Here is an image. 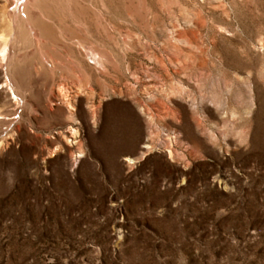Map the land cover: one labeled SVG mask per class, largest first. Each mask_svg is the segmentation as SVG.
I'll list each match as a JSON object with an SVG mask.
<instances>
[{
	"label": "rangeland",
	"instance_id": "obj_1",
	"mask_svg": "<svg viewBox=\"0 0 264 264\" xmlns=\"http://www.w3.org/2000/svg\"><path fill=\"white\" fill-rule=\"evenodd\" d=\"M0 264H264V0H0Z\"/></svg>",
	"mask_w": 264,
	"mask_h": 264
},
{
	"label": "crops",
	"instance_id": "obj_2",
	"mask_svg": "<svg viewBox=\"0 0 264 264\" xmlns=\"http://www.w3.org/2000/svg\"><path fill=\"white\" fill-rule=\"evenodd\" d=\"M134 117L137 118V113L134 114ZM137 141H134V143H136Z\"/></svg>",
	"mask_w": 264,
	"mask_h": 264
},
{
	"label": "bare ground",
	"instance_id": "obj_3",
	"mask_svg": "<svg viewBox=\"0 0 264 264\" xmlns=\"http://www.w3.org/2000/svg\"><path fill=\"white\" fill-rule=\"evenodd\" d=\"M2 55H4V52L2 53ZM12 95L15 97L14 93L12 92Z\"/></svg>",
	"mask_w": 264,
	"mask_h": 264
}]
</instances>
